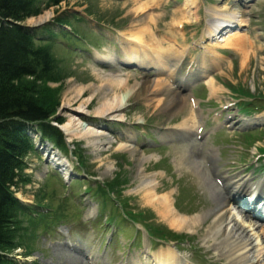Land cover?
I'll list each match as a JSON object with an SVG mask.
<instances>
[{"label": "rangeland", "instance_id": "rangeland-1", "mask_svg": "<svg viewBox=\"0 0 264 264\" xmlns=\"http://www.w3.org/2000/svg\"><path fill=\"white\" fill-rule=\"evenodd\" d=\"M37 1L43 4L44 0ZM138 1L132 3L130 0H65L57 6H44L36 16L23 22L34 25L47 21L46 24L36 26L45 28L53 24L55 17L56 20L67 18L68 25L74 24L75 27L68 33L67 39L59 32L51 31H48V35L42 33L37 34L39 38L35 37L37 45L46 44L55 58L53 78H57V81L38 82L39 88L36 89L42 98V105L52 112L44 125H48L52 131L61 132L64 142L57 146L52 143L50 135L36 134L33 138L40 156L29 153L24 158L26 166L22 175L24 182L19 185L20 189L16 195L25 202L23 203L25 206L23 210L15 213L14 218L18 246L12 251V255L17 257V264H104L103 260H98V257L103 255L101 252L104 248L107 252L105 261L110 264H120L123 259L127 261L128 258L145 264L146 247L151 248L148 257L152 258V255L160 250L164 252L172 250L180 252L189 264H229L217 256L219 251L213 252L214 242L207 240L202 231L170 226L152 207L144 203L142 197L132 193L128 187L136 181L131 179L135 176L138 160H135L136 155L155 154L159 160L146 162L143 165L146 167L145 173L149 178L158 177L156 183L160 186L159 192L174 189V206L179 213L199 214L211 204L208 194L199 187L195 173L191 172L189 167L183 165L177 167L173 164L174 157L182 154L185 147L171 145L176 148H161L147 139L151 134L160 139L161 133H169L179 124L187 110L183 113L170 110L167 114H162L146 106V100L137 101L129 98L118 116L101 117L93 120L94 125L88 124L86 119L78 120L80 128L85 126L99 128L105 132V137L112 141L105 150H100L90 145L85 138L77 136L82 132L79 131L80 128L74 131L76 136L65 130L64 124L68 120L70 109L77 106V101L74 100L71 106L63 109L64 96L70 94V87L85 86L87 88L82 91L79 100L86 101L92 90L89 86L93 87L99 83L95 70L123 74L124 77H128L131 84L135 80L141 82L157 79L150 73L147 74L143 70L137 72L134 67L132 70L131 65L121 63L135 55L145 57L140 47L152 51L160 47L163 33L168 32L169 36L173 37L168 30L172 22L177 26L181 22L185 29L191 26L205 31L210 25L218 24L214 15L218 11L228 14L236 12L238 19L248 22L250 44L248 48L242 45L247 53L244 59L239 51L226 52L230 54L227 66H220L215 75L216 87L220 88V92L218 95H212L207 86L201 93L210 102L202 104V110H211L216 105L232 108L236 96L234 94L241 95V92H244L240 89L242 87H247L252 94L264 99V0H192L187 6L185 0H180L181 7L184 8L183 13L178 12L172 2L164 4L161 0H154L141 10L138 8L139 4L150 0ZM131 8L139 9L142 13L151 11L160 14L157 24L152 25L153 29L150 31L151 36L155 38L153 43L152 38L145 35L140 46L131 41L134 37L132 29L143 24L142 16L134 15L129 11ZM47 13L51 14L49 19L37 22L38 18ZM73 15H78L81 19L73 20L71 18ZM178 33L176 32V35ZM49 34L60 40L50 39ZM105 35H111V41L104 42ZM169 44L173 47L174 42ZM104 55H110L115 60L103 62ZM94 95L95 93L92 96ZM195 95L201 97L200 92ZM96 96L91 99L88 108L83 110L90 118L95 117L93 114L99 104L100 97ZM252 104L260 107L263 102L256 100ZM255 116L256 121L263 123L261 126H264V110ZM56 120H60L61 123H57ZM238 123H243V120ZM260 131L256 130L254 134ZM125 133L133 136L132 143L135 140L134 135H139L135 144L136 155L133 154V157L121 150L115 151L119 137ZM261 133L259 138L263 137L250 149L251 157L256 156L259 149L264 147V132ZM247 142L241 135H228L227 143L219 146L225 150L223 159L218 161L217 166H232L237 163L235 170L242 169L245 165L239 162L247 163L250 156V150L246 148L251 143ZM209 145L214 146L212 143ZM52 153H56L63 162L65 167L62 171L51 167ZM196 159L199 160V157L196 156ZM107 164H111L112 168L106 172ZM72 181L74 182L71 183ZM122 208L126 216H122ZM76 210H79L77 218L74 215ZM32 212L36 213L35 216ZM231 212L248 225L245 216ZM60 215L61 221L57 222ZM106 216H109L108 221L105 220ZM113 216L117 217L116 220L112 219ZM142 219L148 220L159 229H165L166 232L163 231L165 235L163 232L153 230H151L153 237L147 235L139 224ZM70 229L78 231L74 233L70 232ZM249 229L252 233L255 232V229L251 227ZM179 234L186 239L185 243L172 239V235ZM160 238L168 240L161 242ZM80 243H84L87 247L85 251L88 249V253L94 256L92 260H87L85 257L88 256L84 252L79 254L72 250L73 246L77 247ZM263 247L264 242H260L259 249ZM164 255L165 253L162 255L163 258ZM260 260V264H264V256ZM148 261L152 263L151 258Z\"/></svg>", "mask_w": 264, "mask_h": 264}, {"label": "bare ground", "instance_id": "bare-ground-1", "mask_svg": "<svg viewBox=\"0 0 264 264\" xmlns=\"http://www.w3.org/2000/svg\"><path fill=\"white\" fill-rule=\"evenodd\" d=\"M132 3L135 1L138 3V0H130ZM154 0L143 2L139 4V9H145L147 5H150ZM139 9L134 10L133 8L129 9L134 15L140 14L142 16V25L132 29V36H134L131 41L133 44L135 42L140 46L144 42V35L146 37L152 38L153 43L154 37L151 36L150 31L152 25L157 24V19L160 17V14L153 13L148 11L142 13ZM218 14V13H217ZM234 13H231L233 15ZM220 18L225 20V23L231 20V15L218 14ZM51 17L50 13H47L45 16L38 18L37 22L47 20ZM35 23V22H34ZM172 26H176L175 22H172ZM224 23V24H225ZM17 24V23H16ZM220 27V26H219ZM218 27V28H219ZM216 28V27H215ZM135 34V35H134ZM141 36V37H140ZM219 41H224L223 46H230L239 51L244 59L246 56L245 50L242 48L241 44L243 42V36L235 32H229L227 37L219 39ZM239 46V47H238ZM156 47L151 56L159 59L166 49ZM139 49V48H138ZM158 49V50H157ZM140 50L147 51L145 47H140ZM139 50V54L141 51ZM145 55V54H142ZM213 54L209 52L206 56L202 57L203 62L206 64L209 63V58ZM108 56V55H105ZM141 57H138V62H141ZM112 59V58H111ZM156 70L161 71V68ZM95 75L97 76L99 83L97 85L89 86L91 87V93L86 101L79 100L82 97V91L86 89L85 86H74L70 87V94L64 96V108L71 106L72 102L77 101V106L70 109V114L66 124H64L65 130L69 131L70 135H75V130H78L80 127L78 120L86 119L85 121L92 125L93 120L103 118H113L118 116L122 109L125 108L127 100H146V106L149 108L152 107L155 111L162 114H167L170 110L177 111L180 113L184 112L182 120L179 122V125L184 126L185 131L189 134L193 131V117L191 110L189 109V101L183 96H179L169 85V83L164 79H155L152 81L143 80L139 82L135 80L130 82L128 77H124L123 74L114 73V72H103L95 70ZM205 83L209 87L211 93H216L218 88L215 84V77H209L205 80ZM88 87V88H89ZM99 96V104L94 112V118H90V115L86 114L83 110H86L91 104L92 96ZM92 96V97H91ZM96 96V97H97ZM177 107V108H176ZM187 108V109H186ZM83 111V112H82ZM198 116V115H197ZM25 128L22 130L19 127L7 126L8 132L16 131L21 135L29 137L33 131H37V127L40 124L39 122L25 121ZM94 125V124H93ZM4 128V127H3ZM74 128V130H73ZM73 130V131H72ZM80 138H85L90 145L94 148H99L100 150H105L106 146L112 142L109 138L105 137V132L99 128H91L89 126L81 127L79 129ZM126 139L121 138L120 142L115 146V151H123L133 157V154L136 155V149L132 146L129 141H131L132 136L128 133L125 134ZM205 156L210 160L212 165L215 164L218 155L216 149L209 147ZM52 166L56 167L59 170H63L65 167L63 162L59 160L56 153H52L51 156ZM138 159V160H137ZM137 160V165L135 167V176L131 178L133 181L136 180L132 185L125 183L131 192L135 193L137 196L143 198V201L146 205L152 207L155 212L161 215L172 227L178 229H187L202 231L203 236L210 242H214L213 252L218 253V257L223 259L229 264H260V258L264 256V247L259 249L260 239L257 236H254L249 227L250 224L246 225L245 222H241L239 218L231 212L228 208V202L233 196L234 190L242 185L251 189L253 183L249 181L250 177H236L230 175H223L225 179L224 186H219L215 184L210 175L202 167L198 159H196L195 148L193 146L185 147L182 151V154L176 155L173 159V164L175 166H186L190 168V171L195 173L198 177V185L200 188H203L204 192L208 194L209 201L211 204L207 207L205 211L199 214L194 215H185L179 213L174 206V189L167 190L166 192H159L160 186L156 183L157 176L149 178L145 173L146 167L143 166L149 160H159V157L155 154L146 156L144 153H141L140 156L135 157ZM112 168L111 164H107L105 171H110ZM178 169V168H177ZM249 178V179H248ZM116 181L115 179H112ZM130 181V180H129ZM259 182V181H258ZM260 183H257L259 186ZM142 195V196H141ZM235 213L236 211L233 210ZM204 228V230H198L199 228ZM261 237H264V231L260 232ZM77 252H81L78 247H73ZM145 249V255L149 256ZM165 253L164 258L162 257ZM105 254V253H104ZM107 254V253H106ZM151 258V261H148L149 264H189V261L183 257L181 253L168 250L155 252ZM141 257H138V259ZM127 264H139L136 263L133 259H129Z\"/></svg>", "mask_w": 264, "mask_h": 264}, {"label": "trees", "instance_id": "trees-1", "mask_svg": "<svg viewBox=\"0 0 264 264\" xmlns=\"http://www.w3.org/2000/svg\"><path fill=\"white\" fill-rule=\"evenodd\" d=\"M37 13L36 0H0V264L18 262L12 255L18 246L14 218L22 203L13 189L18 190L24 182V158L33 149L30 136L10 133L7 126L23 130L25 121H40V134L50 135L55 143L62 141L59 131L44 125L52 112L42 105L36 90L38 82L57 81L53 78L54 58L49 48L37 45L34 34L21 24Z\"/></svg>", "mask_w": 264, "mask_h": 264}]
</instances>
